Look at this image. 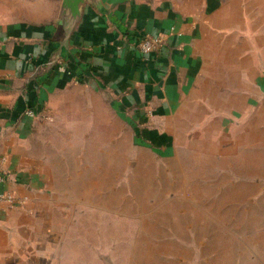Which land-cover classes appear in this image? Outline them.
<instances>
[{
    "label": "rangeland",
    "instance_id": "1",
    "mask_svg": "<svg viewBox=\"0 0 264 264\" xmlns=\"http://www.w3.org/2000/svg\"><path fill=\"white\" fill-rule=\"evenodd\" d=\"M229 1L230 33L245 25L229 51L256 69L244 105L227 111L205 88L183 104L193 118L144 120L104 92H70L58 124L39 118L52 123L48 193L11 262L264 264V0ZM89 2L0 0V20L53 25L60 39Z\"/></svg>",
    "mask_w": 264,
    "mask_h": 264
},
{
    "label": "crops",
    "instance_id": "2",
    "mask_svg": "<svg viewBox=\"0 0 264 264\" xmlns=\"http://www.w3.org/2000/svg\"><path fill=\"white\" fill-rule=\"evenodd\" d=\"M93 1L64 47L53 25L0 20V193L15 198L0 201V264H15L16 249L20 260L21 233L48 193L45 147L53 142L44 129L52 123L39 118L50 111L58 124L77 103L70 92L87 86L107 94L127 118L168 121L193 118L183 115V104L203 98L205 88L227 111L231 102L244 105L246 88H253L246 78L256 69L238 49L229 51L245 27L230 33L237 16L229 0ZM144 34H165L162 49L142 56L135 43Z\"/></svg>",
    "mask_w": 264,
    "mask_h": 264
},
{
    "label": "built area",
    "instance_id": "3",
    "mask_svg": "<svg viewBox=\"0 0 264 264\" xmlns=\"http://www.w3.org/2000/svg\"><path fill=\"white\" fill-rule=\"evenodd\" d=\"M165 41H166L165 34H157V35L156 34L154 35L144 34V35H140L139 37H137L135 46L137 47V49L139 50L142 56L147 57L151 54L159 52L164 46ZM60 68L64 72L70 71L69 67L62 65V64H60ZM73 71L75 72L76 70L73 69ZM76 76H77L76 78L77 82H80L83 80V78L80 77L79 75H76ZM26 113L33 115L34 111L33 109H28ZM0 201L14 203L15 198L11 194L0 193Z\"/></svg>",
    "mask_w": 264,
    "mask_h": 264
},
{
    "label": "water",
    "instance_id": "4",
    "mask_svg": "<svg viewBox=\"0 0 264 264\" xmlns=\"http://www.w3.org/2000/svg\"><path fill=\"white\" fill-rule=\"evenodd\" d=\"M69 28H70V26L69 27L66 26V28L61 30V34H63V35H61L60 39L58 38L60 41L61 47H64L69 42V37H70V29Z\"/></svg>",
    "mask_w": 264,
    "mask_h": 264
}]
</instances>
